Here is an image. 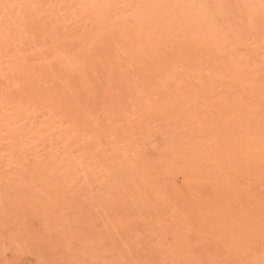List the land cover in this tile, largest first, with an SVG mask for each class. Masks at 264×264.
Here are the masks:
<instances>
[{"label": "bare ground", "instance_id": "1", "mask_svg": "<svg viewBox=\"0 0 264 264\" xmlns=\"http://www.w3.org/2000/svg\"><path fill=\"white\" fill-rule=\"evenodd\" d=\"M0 264H264V0H0Z\"/></svg>", "mask_w": 264, "mask_h": 264}]
</instances>
